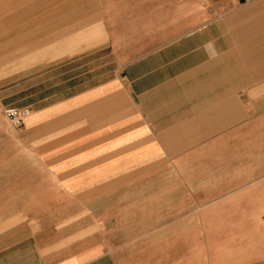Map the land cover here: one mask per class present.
<instances>
[{"label": "crops", "instance_id": "obj_1", "mask_svg": "<svg viewBox=\"0 0 264 264\" xmlns=\"http://www.w3.org/2000/svg\"><path fill=\"white\" fill-rule=\"evenodd\" d=\"M0 19V264H180L255 225L234 210H264V0H0Z\"/></svg>", "mask_w": 264, "mask_h": 264}, {"label": "rangeland", "instance_id": "obj_2", "mask_svg": "<svg viewBox=\"0 0 264 264\" xmlns=\"http://www.w3.org/2000/svg\"><path fill=\"white\" fill-rule=\"evenodd\" d=\"M10 20L12 23L13 20L16 21L17 19ZM257 197V194H234L229 200H232L234 203L241 202L244 199L257 201ZM259 200H261V198ZM201 212L207 213L208 211L205 210ZM224 212V210H216L215 214ZM234 213L235 218L241 216L248 217L250 221L255 222V225L248 227L250 231L247 226L235 225L233 241H213L208 237L205 240H197V258L179 259L180 264H258L260 260L258 254L264 247V242L263 235L258 232L259 226L257 225V220L264 216V210H234ZM222 237L224 238L225 236L223 235ZM131 253L134 252L131 251ZM121 260L123 264H175L178 261V259L138 257H126Z\"/></svg>", "mask_w": 264, "mask_h": 264}, {"label": "built area", "instance_id": "obj_3", "mask_svg": "<svg viewBox=\"0 0 264 264\" xmlns=\"http://www.w3.org/2000/svg\"><path fill=\"white\" fill-rule=\"evenodd\" d=\"M244 1L246 2L248 0ZM4 115L11 124V127H13L14 129H20L25 125L27 119L31 115V112L29 109H7L5 110Z\"/></svg>", "mask_w": 264, "mask_h": 264}]
</instances>
